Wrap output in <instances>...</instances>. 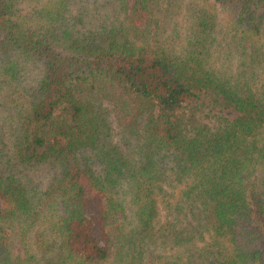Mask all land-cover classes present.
<instances>
[{"label": "trees", "instance_id": "trees-1", "mask_svg": "<svg viewBox=\"0 0 264 264\" xmlns=\"http://www.w3.org/2000/svg\"><path fill=\"white\" fill-rule=\"evenodd\" d=\"M0 264H264V0H0Z\"/></svg>", "mask_w": 264, "mask_h": 264}, {"label": "rangeland", "instance_id": "rangeland-1", "mask_svg": "<svg viewBox=\"0 0 264 264\" xmlns=\"http://www.w3.org/2000/svg\"><path fill=\"white\" fill-rule=\"evenodd\" d=\"M225 117H227L228 119H232L235 117V113H233L232 111L230 110H225L223 113H222ZM9 233V239H8V245L10 248H14L15 250L16 249H19L21 248L22 246H31V243H32V231L30 232H27V239L28 241L26 242H22V239H23V234H22V230H21V227L14 223L13 226L10 228V230L8 231Z\"/></svg>", "mask_w": 264, "mask_h": 264}]
</instances>
